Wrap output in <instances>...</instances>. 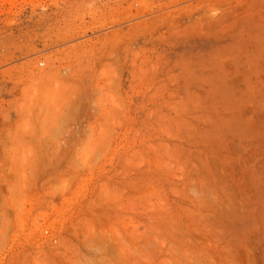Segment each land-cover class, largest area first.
I'll return each instance as SVG.
<instances>
[{"label":"rangeland","instance_id":"obj_1","mask_svg":"<svg viewBox=\"0 0 264 264\" xmlns=\"http://www.w3.org/2000/svg\"><path fill=\"white\" fill-rule=\"evenodd\" d=\"M235 1L0 0V264H264V93L194 34Z\"/></svg>","mask_w":264,"mask_h":264},{"label":"crops","instance_id":"obj_2","mask_svg":"<svg viewBox=\"0 0 264 264\" xmlns=\"http://www.w3.org/2000/svg\"><path fill=\"white\" fill-rule=\"evenodd\" d=\"M241 6L243 7L241 8ZM240 8L241 11L239 10ZM223 11L222 23L217 26H209L210 23L208 21H194V34L198 35V38H200V33L203 34V37L207 36L210 38L212 42L209 46L210 50L220 48V46L215 44L219 40H223L224 47L230 42V53L222 49L224 51L223 54L228 59L226 62L236 60L241 63L245 58V62L253 65L255 89L264 93V0L229 2V5L224 4ZM224 15L226 16L225 19ZM250 25L254 26L253 39L246 40L245 27ZM219 34H222L223 39L222 37L221 39L215 37Z\"/></svg>","mask_w":264,"mask_h":264}]
</instances>
